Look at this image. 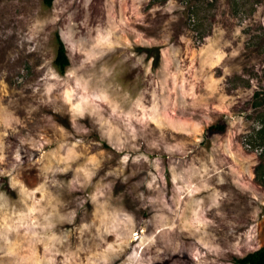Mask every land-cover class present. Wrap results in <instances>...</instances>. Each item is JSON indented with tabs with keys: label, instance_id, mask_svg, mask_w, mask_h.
Here are the masks:
<instances>
[{
	"label": "rangeland",
	"instance_id": "obj_1",
	"mask_svg": "<svg viewBox=\"0 0 264 264\" xmlns=\"http://www.w3.org/2000/svg\"><path fill=\"white\" fill-rule=\"evenodd\" d=\"M262 247L264 0H0V264Z\"/></svg>",
	"mask_w": 264,
	"mask_h": 264
},
{
	"label": "trees",
	"instance_id": "obj_2",
	"mask_svg": "<svg viewBox=\"0 0 264 264\" xmlns=\"http://www.w3.org/2000/svg\"><path fill=\"white\" fill-rule=\"evenodd\" d=\"M43 3L47 8H51L53 6L54 0H43ZM56 40L58 47L54 60V66L61 75H64L67 69L70 67V59L67 54L66 46L58 34L56 35ZM209 130L223 132L224 126L211 127ZM234 262L235 264H264V248L262 247L255 251H251L243 257L234 259Z\"/></svg>",
	"mask_w": 264,
	"mask_h": 264
},
{
	"label": "built area",
	"instance_id": "obj_3",
	"mask_svg": "<svg viewBox=\"0 0 264 264\" xmlns=\"http://www.w3.org/2000/svg\"><path fill=\"white\" fill-rule=\"evenodd\" d=\"M249 147V145H247Z\"/></svg>",
	"mask_w": 264,
	"mask_h": 264
}]
</instances>
